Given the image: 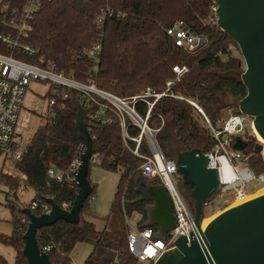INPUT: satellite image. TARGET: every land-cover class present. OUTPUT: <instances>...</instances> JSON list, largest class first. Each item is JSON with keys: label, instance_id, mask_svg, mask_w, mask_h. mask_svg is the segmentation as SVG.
<instances>
[{"label": "trees", "instance_id": "1", "mask_svg": "<svg viewBox=\"0 0 264 264\" xmlns=\"http://www.w3.org/2000/svg\"><path fill=\"white\" fill-rule=\"evenodd\" d=\"M11 1L0 0V33L11 31L1 12L2 3ZM211 6V0H45L28 36L37 52L33 56L19 57L41 67L55 64L65 75L87 83L94 63L85 50L101 41L100 63L97 73L92 76L97 88L123 98L141 94L148 87L156 93L165 92L154 103L148 118L152 128H159L164 123L157 135L164 155L174 158L175 147L179 150L199 147L210 152L215 140L205 116L194 103L203 110L212 125L219 126L224 108L232 106L240 113L238 105L226 104L225 99L230 96L240 100L247 94V87L241 80L246 65L239 45L231 35L210 24ZM107 13L111 15H105ZM97 14L105 16L101 27L96 23ZM179 20L205 38L206 43L192 52L176 45L167 29ZM0 53H10L1 41ZM175 65L188 67L179 79L173 70ZM168 81L173 83L169 86ZM44 97L49 98L48 93ZM73 98L85 104L75 89L69 90L66 100L57 97L52 114L27 142L22 158L16 162L23 177L0 172V182L5 183L9 190L16 192L24 184L35 192L28 204H20L17 198H6L13 231L11 234L0 233V241L12 246L16 255L13 263L0 255V264H29L23 255V235L29 220L22 208L28 207L40 216L51 209L48 197L66 210L72 208L76 199L78 188L74 181L67 178L59 181L48 173L50 168L66 172L85 148L76 126L78 109ZM154 100V96H149L146 100L137 101L136 111L145 117L148 102ZM86 108H91L90 112L97 110L94 104ZM108 115L112 122L107 124L98 119L91 120L88 114L85 120L93 137V155L99 157L96 165L106 171L120 173L109 214L102 219V229L91 219L96 215L91 212L89 199L95 195L97 184L90 178L93 165L90 163L88 178L93 192L81 210V221L71 224L58 220L37 232L39 247L50 246L47 253L54 264H71L72 251L78 243L94 246L83 264H148L140 263L130 253L128 235L131 229L127 223L128 218L137 214L136 227L145 229L148 202L139 201L141 194L136 189V180L143 177L140 167L144 159L131 151L136 145L134 141L127 139L125 144L118 114L109 111ZM125 123L129 136L139 135L140 128L128 116ZM242 139L245 144L240 149V160L255 175L263 174L264 156L257 152L261 141L253 131ZM140 153L151 154L145 138L140 145ZM178 178L182 189L190 192L193 186L184 184L181 174ZM144 179L151 185L161 184L156 177ZM33 203L37 204L36 208L32 207ZM208 203L204 206L201 220L205 217ZM190 209L194 214L193 204ZM23 217L25 221H22ZM151 228L156 234L158 227ZM98 252L101 255L96 257Z\"/></svg>", "mask_w": 264, "mask_h": 264}, {"label": "built area", "instance_id": "2", "mask_svg": "<svg viewBox=\"0 0 264 264\" xmlns=\"http://www.w3.org/2000/svg\"><path fill=\"white\" fill-rule=\"evenodd\" d=\"M44 1L12 0L11 2H3L1 5V12L5 15L4 22L11 31L0 33V41L10 49L9 54L0 53V151L6 156L13 158L16 162L23 156L27 143L25 144L22 138L17 140L16 135L21 113L24 109L25 97L32 81L39 80L51 83L47 91L49 95V114H52V107L56 104L57 97L62 100L69 98L70 89L78 91V95L84 100L85 104L82 105L85 108L90 104L97 106V110L90 112L91 108H89L86 113L91 120L98 119L102 124H107L112 122V118L108 115L109 111L118 114L124 131L123 140L125 144L127 139L134 141L136 145L131 151L135 156L144 159L140 167L143 178H158L161 184L165 185L173 203L176 224L168 232L166 240L157 239L151 227L140 230L136 226H132L131 232L128 235L130 253L140 263L153 264L164 251L174 247V242L179 236L190 234L194 225V214L187 203L186 197L182 193L181 185L178 183L179 172L176 160L164 155L157 138L164 123L159 128H152L148 124L151 108L157 99L166 93H156L148 87L141 94L123 98L108 91L98 89L92 76L97 73L98 64L100 63L103 50L101 41L96 42L91 48L85 50L87 57L92 59L94 63L90 73L91 78L88 79L87 83L79 82L72 76L65 75L55 67V64L41 67L21 59L19 56H33L37 52L35 47L28 41V36L35 16ZM217 10L218 5L212 2L209 22L216 27H218ZM105 15H111V13ZM104 18V14L96 15V23L100 27L104 23ZM167 34L171 36L176 45L187 51H195L205 44H203L204 38L195 34L181 20L176 21L169 27ZM173 70L179 79L182 74L188 71V67L185 65H175ZM172 83V81L167 82L169 86ZM149 96H154L155 100L148 102L149 109L145 117H143L136 111L135 103L139 100H146ZM194 105L205 116L210 127L211 136L215 140L214 148L210 152H205V154L208 157V167L216 168L219 171L220 183L216 192L217 195L223 197L228 191L234 190L235 197L231 202L235 203L239 201L238 204H240L249 200L251 192L256 189L249 190L248 183L252 180L264 182V173L255 175L240 160L241 152L240 149L235 148V145L240 143L243 146L242 137L251 133L247 129L249 122L254 132L253 120L247 115L236 112L233 107H229V117L222 118L220 126H214L210 123L203 110L197 104L194 103ZM126 116L131 119L134 125L140 128L138 136H129L127 124L125 123ZM88 130L90 132L89 128ZM144 138L149 144L151 151L149 155L140 153V145ZM80 156L81 154L71 162L66 172H59L55 168H50L48 172L49 176L59 181L67 178L76 183L75 175L81 163ZM98 162L99 157L92 155L90 163L96 164ZM93 198L94 196L89 199L90 202ZM231 202L227 201V203ZM36 206L37 204L33 203L32 207L36 208ZM22 221H25L24 217ZM129 222L128 218V225ZM42 250L47 252L50 250V246H46Z\"/></svg>", "mask_w": 264, "mask_h": 264}, {"label": "water", "instance_id": "3", "mask_svg": "<svg viewBox=\"0 0 264 264\" xmlns=\"http://www.w3.org/2000/svg\"><path fill=\"white\" fill-rule=\"evenodd\" d=\"M218 5V27L231 35L239 45L246 68L241 80L247 87V94L239 100L240 113L253 118L254 132L264 141V0H211ZM203 39V44L206 43ZM76 126L85 149L75 180L78 193L72 208H61L53 198L48 197L50 211L38 216L30 208H22L28 217V226L23 235V255L29 264H54L50 255L37 242V232L58 220L71 224L81 221L80 213L93 192L88 178L93 155V138L88 130L85 108L78 99ZM241 149L240 143L235 145ZM178 172L184 184L193 186L185 197L193 201L194 225L188 235L179 236L172 249L164 253L153 264H264V194L220 211L205 228H202L204 206L217 192L219 171L208 167L204 150L194 147L179 150L175 147ZM257 152L264 156V142ZM139 201H147V221L144 227L157 226V239L166 240L168 232L176 224L173 203L165 185H151L143 177L136 180Z\"/></svg>", "mask_w": 264, "mask_h": 264}, {"label": "rangeland", "instance_id": "4", "mask_svg": "<svg viewBox=\"0 0 264 264\" xmlns=\"http://www.w3.org/2000/svg\"><path fill=\"white\" fill-rule=\"evenodd\" d=\"M51 83L50 82H44V81H32L31 84L28 87V92L25 97L24 102V109L20 118L19 122V128L18 132L21 134V138L23 139V142L26 144L29 142L36 131V129L43 125L48 118L49 115V105H48V98L46 99L44 96L46 95L47 91L49 90ZM226 104L231 105H238L239 100H235L232 97H227L225 99ZM232 107V106H231ZM228 108L223 109V118L229 117L230 113L227 110ZM250 117V116H249ZM252 120L253 118L250 117ZM221 124L219 123V126ZM171 128L169 127V132ZM248 132H252V127L250 122L247 124ZM253 134H255L253 132ZM249 134H246V136ZM258 139L257 135H255ZM259 140V139H258ZM3 171L4 173L11 174L14 176L23 177L20 171L16 167V161L11 158L10 156H6L4 153L0 154V172ZM110 172V171H109ZM103 169L93 164L91 166V173L90 178L95 179L93 182L98 183V187L101 185L103 186V190L105 192H108L107 198L104 199L102 196V205H101V212L103 214H97L96 210V193L94 195V198L91 200V211L95 213L97 216H103L104 213H107L106 211L109 209L110 205V199L113 197V193L115 191L116 185L118 184L119 175L120 173L110 172V178L115 179L113 185L110 186L107 182L100 183V180L102 179L104 175ZM179 185H181L180 181L178 180ZM249 190H254L251 192V196L249 199L256 197L257 192H259L261 189L264 188V182H259L257 180H252L248 183ZM35 192L34 190L29 187L22 184V186L16 191L13 192L9 190V187L5 183L0 182V231L5 234H11L13 231V224L11 223V211L10 209L5 205L7 196L11 199L17 198L20 204H28L32 201L34 198ZM235 197V191L230 190L227 193L224 194L223 197L217 195L213 196V198L209 201L207 208L205 209V217L202 220V223L204 220L213 217L214 215H217L220 211L223 209L236 205V203L231 202L234 200ZM187 203L189 204L190 208H192L193 201L191 199H188L186 197ZM231 202V203H227ZM238 204V203H237ZM106 215V214H105ZM139 219V216L137 214H134L129 219V227H135L137 224V221ZM101 223V221H98ZM206 227V226H205ZM92 250V244L89 243H78L72 253V261L71 264H82L83 261L89 256L90 252ZM0 255L5 257L8 262L13 263L15 259L16 252L14 248L10 245L5 244L4 242L0 241ZM101 255V252H98L96 254V257H99Z\"/></svg>", "mask_w": 264, "mask_h": 264}, {"label": "crops", "instance_id": "5", "mask_svg": "<svg viewBox=\"0 0 264 264\" xmlns=\"http://www.w3.org/2000/svg\"><path fill=\"white\" fill-rule=\"evenodd\" d=\"M229 109V108H228ZM227 109V110H228ZM21 115H22V113H21ZM21 118V117H20ZM20 122V121H19ZM20 126L18 125V128H19ZM18 128H17V135H16V139L17 140H19L20 138H21V134L18 132ZM8 157V156H7ZM103 171H104V175H103V177H102V179L100 180V183L102 182V184H103V182H107L108 184H110V186L111 185H113V183H114V181H115V179L113 178V179H111L110 178V172L109 171H106V170H104L103 169ZM115 174V173H114ZM118 174V173H117ZM119 179H120V175H119ZM92 180V182H93V180H95V179H91ZM93 183H96V182H93ZM118 183H119V180H118ZM97 185H98V183H96ZM117 186H118V184L116 185V187H114L115 188V191H114V193H113V197H111V199H110V205H109V209L106 211L107 213H104V215L103 216H97L95 213H93L92 211V213L93 214H95L96 215V217H91V219L96 223V225H97V227L99 228V229H102L103 227H104V221L102 220L103 219V217H105V216H107L108 214H109V211H110V208H111V204H112V202H113V199H114V196H115V193H116V191H117ZM107 195H108V192L106 191L105 192V190H103V186L101 185L100 187H98V189H97V193H96V207H97V210H96V212H97V214H103V213H100L101 211V205H102V196L104 197V199L105 198H107ZM100 212H99V211ZM106 214V215H105ZM102 217V218H101ZM98 221H101V223H99ZM0 233H2L1 231H0ZM93 248H94V246L92 245V250H91V252L93 251ZM91 252H90V254H91ZM72 253H73V251H72ZM89 254V255H90ZM89 256H87V258H88ZM86 258V259H87ZM85 259V260H86ZM84 260V261H85ZM84 261H83V263H84ZM82 263V264H83Z\"/></svg>", "mask_w": 264, "mask_h": 264}, {"label": "bare ground", "instance_id": "6", "mask_svg": "<svg viewBox=\"0 0 264 264\" xmlns=\"http://www.w3.org/2000/svg\"><path fill=\"white\" fill-rule=\"evenodd\" d=\"M255 133V135H257V137H258V139L261 141V143H263L264 141H263V139L260 137V135L257 133V132H254ZM261 194H264V188L263 189H261L259 192H257V194H256V196H259V195H261ZM239 201H236L235 203L237 204ZM234 206V205H233ZM216 215H214L213 217H210V218H208V219H206V220H204V222L202 223V228L204 227L205 228V226L210 222V220H212V218H214Z\"/></svg>", "mask_w": 264, "mask_h": 264}, {"label": "flooded vegetation", "instance_id": "7", "mask_svg": "<svg viewBox=\"0 0 264 264\" xmlns=\"http://www.w3.org/2000/svg\"><path fill=\"white\" fill-rule=\"evenodd\" d=\"M243 144H245V140H243Z\"/></svg>", "mask_w": 264, "mask_h": 264}]
</instances>
